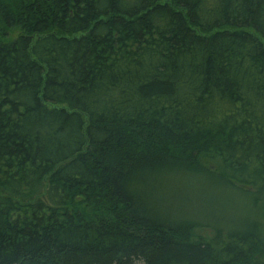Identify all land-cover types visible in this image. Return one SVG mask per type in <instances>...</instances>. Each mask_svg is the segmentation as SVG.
Segmentation results:
<instances>
[{"label": "trees", "instance_id": "1", "mask_svg": "<svg viewBox=\"0 0 264 264\" xmlns=\"http://www.w3.org/2000/svg\"><path fill=\"white\" fill-rule=\"evenodd\" d=\"M0 264H264V0H0Z\"/></svg>", "mask_w": 264, "mask_h": 264}, {"label": "rangeland", "instance_id": "2", "mask_svg": "<svg viewBox=\"0 0 264 264\" xmlns=\"http://www.w3.org/2000/svg\"><path fill=\"white\" fill-rule=\"evenodd\" d=\"M18 32H19V29L18 28H12V29H10L9 30V32H8V36L5 38V39H13L17 34H18ZM203 187V186H202ZM204 188V190L206 189L205 187H203ZM199 189H197L195 192H197ZM200 191V192H198L197 193V195H196V198L199 196V195H201V194H203V193H206V191ZM195 198V197H194ZM196 200V199H195ZM194 200V201H195ZM208 201V200H207ZM198 232H200L199 230H198Z\"/></svg>", "mask_w": 264, "mask_h": 264}]
</instances>
